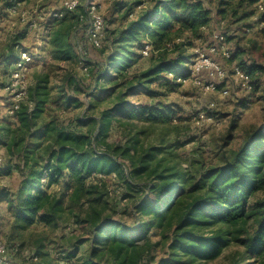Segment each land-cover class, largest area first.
<instances>
[{
    "label": "trees",
    "instance_id": "obj_1",
    "mask_svg": "<svg viewBox=\"0 0 264 264\" xmlns=\"http://www.w3.org/2000/svg\"><path fill=\"white\" fill-rule=\"evenodd\" d=\"M82 1L77 0L72 11L61 5L55 11L61 12V18L44 21L43 51L50 70L58 68L56 64L79 63L73 36L87 15L88 2ZM232 1L223 0L220 5L236 14L246 0H239L236 8L229 5ZM256 2L248 0V7ZM130 15L134 13L128 11L124 17ZM210 22V11L202 0H154L149 9L110 31L98 50L99 61L86 62L91 64L90 72L84 64L83 74L91 73L90 92L83 93L75 75L66 70L57 87L56 100L67 103L69 90L110 98V105L97 115L76 123L64 124L56 118L38 123L51 105V88L47 73L33 75L13 114L15 128L2 129L6 156L0 176L14 171L19 183L14 192L0 188V204L5 205L12 230L37 224L55 227L64 211L75 207L83 213L82 217L73 214L75 225L84 232L69 241L57 260L40 245L29 257L36 259L35 264H154L157 258L156 264H207L232 248L238 250L228 255L227 264H264V126L249 129L237 149L224 150L231 126L216 157L218 164L195 162L185 168L162 166L166 149L140 144L141 130L134 131V121L164 123L174 115L171 106L158 101L165 96L160 90L171 91L176 78L188 77L187 66L193 58L188 50L203 37ZM24 34L26 29L5 51L7 66L16 60ZM145 43L151 50L143 58L140 49ZM140 60L147 67L128 72ZM237 66L249 76L252 92L260 69ZM4 75L2 89L8 71ZM169 75L171 80L166 78ZM134 97L139 99L130 102ZM113 127L121 131L119 145L106 142ZM98 145L103 146L102 152H97ZM107 178L137 197L124 193L112 202ZM111 188L117 192L115 186ZM129 196L134 198L127 213L134 218L131 226L114 219L117 213H126L118 207Z\"/></svg>",
    "mask_w": 264,
    "mask_h": 264
},
{
    "label": "rangeland",
    "instance_id": "obj_2",
    "mask_svg": "<svg viewBox=\"0 0 264 264\" xmlns=\"http://www.w3.org/2000/svg\"><path fill=\"white\" fill-rule=\"evenodd\" d=\"M62 1L24 0L20 7L30 12L36 9L41 16L45 17L43 14L47 13V11H60L62 9ZM78 1L83 3L82 0ZM153 1L87 0V2L97 5V10L104 19V40H102L104 45L106 44L105 38L110 31L122 27L139 12L149 9ZM202 1L205 8L210 11L211 22L208 29L203 32V37L194 43L193 47L188 50V53L194 54L198 52L207 55V48L211 42L212 34L222 32L225 36V47L230 54V59L225 60L221 56H216L213 57V60L223 67L227 78L223 82L214 81L216 91L213 92H204L189 80L183 83L175 82L176 86L171 91L163 87L160 91L165 96L157 99L173 108L175 113L171 116V119L164 123L136 122L133 120L136 123L134 131H139V129L142 131L138 134L140 144L144 146H160L166 149L164 155H162L165 160L162 166L167 165L170 167L177 165L185 168L187 165L195 162L218 164L219 162L216 157L220 156L219 150L231 126H233L231 136L226 141L227 144L224 150L237 149L249 129L264 126V8L260 11L256 7L260 2V5H264V0H257L250 7H248V0H246L240 9L235 7L239 0H233L229 5L231 8H236L238 11L236 14H232V11H229L230 8H227V11L224 6L220 5V2L223 0ZM5 4L6 0H0V157L6 156L2 144L3 137L1 133H4L2 129L10 128L12 130L16 125L14 124L15 120L13 116H9L7 113L9 104L6 93L2 89L4 72L9 71L15 61H12L7 66L3 61V56L13 43L14 37L24 29H26V34L19 38L20 46L18 50L23 49L31 52L33 55L26 65V89L28 90L32 85L33 75L37 73L48 74V86L51 88V105L47 108L48 110L43 114L42 119L38 123L43 119L47 121L54 118L64 124L69 122L76 123L77 119L87 115H97L101 110L110 105V98L104 94L100 96V100L96 94L88 97L75 94L70 90L67 93V97L69 98L68 103L67 100H56L57 87L60 85L65 70L71 71L75 75L77 83L84 89L83 93L90 92L92 85L90 83L91 73L84 75L83 73L85 72L80 71L81 60L77 53V47L79 44L85 45L87 55H84L82 59H84L83 63L85 62L84 64L89 68V72L91 64L88 65L86 62H98L101 51L88 47L86 41V23L80 22L77 27L78 30L73 36L74 51L75 54L77 53L76 56L79 63L75 62L76 65L74 66L67 63L56 64L58 68L53 67L50 70L48 68L49 58L43 51L45 32L42 31V28H28L26 24L27 21L29 23L38 20V17L32 14V16L29 15L25 20L26 23H20L17 16L7 15ZM220 9H225L226 13L219 15L218 11ZM128 11L129 13H134V15L124 17ZM249 13L251 16L246 17L245 15ZM131 16L133 18H129ZM40 21L44 24L43 19H40ZM238 64H243L246 69L252 66L260 69V75L256 78L257 83L254 84L255 88L252 92L245 91L241 86L231 81V69L234 65ZM146 67L147 62L140 60L128 72H138ZM166 78L171 80L168 76ZM199 78L204 83L212 82V78L209 77L207 71L201 72ZM64 86H67V82L64 83ZM152 87L153 89L157 88L156 85ZM222 89L228 90V96L224 98L219 97L218 91ZM138 99L134 97L130 98L129 101L135 103ZM212 101L215 103V107L211 110L208 104ZM205 116L211 117L213 122H205ZM120 133L121 131L117 127L111 128L106 137V142L111 145H119L122 143ZM96 150L97 152H102L103 146L98 145ZM108 180L107 178V182ZM141 180L142 183L147 182L143 179ZM113 182L110 180L108 182L112 184L111 186H115L117 190L114 193L112 191L113 188L109 187L111 190L110 200L112 202L115 203L118 196L124 193L137 197L136 193L132 191V193L128 192L120 184V186H116ZM18 183L19 175L14 171L0 176V188L2 189L14 192ZM133 201L134 198H130L129 196L127 197V201L119 203L118 208L120 211L125 210L126 213H117L114 219L121 220L129 226L133 225L134 218L127 214L131 209ZM64 205H66V202ZM73 214L80 217L83 216V213H80L77 208L72 207L70 211L67 209L64 211L55 227H44L37 224L26 230H12L10 229V220L8 219L5 205L0 204V240L7 246L10 245L12 247L8 253L9 260L6 264H35V261H31L29 257L32 253H35L37 247L40 245H42L43 252L48 253L49 257L54 260L59 259L57 255L65 247L68 248L67 244L77 236V233L81 236L84 235L80 227L75 225ZM110 214L113 216L112 213ZM156 240L154 239V241ZM235 250L238 249L232 248L226 255L223 254L219 259L207 264H227L228 255ZM157 259L154 261V264L157 263Z\"/></svg>",
    "mask_w": 264,
    "mask_h": 264
},
{
    "label": "built area",
    "instance_id": "obj_3",
    "mask_svg": "<svg viewBox=\"0 0 264 264\" xmlns=\"http://www.w3.org/2000/svg\"><path fill=\"white\" fill-rule=\"evenodd\" d=\"M262 1V0H261ZM6 3L9 4L6 6V13L9 16H17L20 23H24L28 16L36 15L38 20L34 22L27 21L28 28H42L43 32H47L43 23L40 19H59L61 18V12H47L41 16L36 9L32 12L23 10L20 6L22 2L18 0H6ZM261 3V2H260ZM257 4L258 10H263L264 5ZM63 9L66 11H72L77 6V0H63L61 2ZM86 18L82 19L84 23L87 24L86 30V41L88 47L94 50H99L102 45L103 35H104V19L100 15L97 10V5L92 2H88L86 8ZM39 14V15H38ZM39 22V24H38ZM41 22V24H40ZM77 53L80 57V69L82 72H86V68H84L83 56L87 55L85 51V45L79 44L77 47ZM151 48L145 43L140 49V54L143 58L149 55ZM76 53V54H77ZM207 55H203L202 53L195 52L193 58L190 60L188 64L189 75L187 78H176V83H183L185 81H190L198 88L202 89L204 92H213L216 91V85L214 81L223 82L226 80V71L223 67L213 60V57L221 56L223 59H230V54L225 47V36L220 33H213L211 42L207 48ZM33 57L31 52L26 50H19L17 53V58L15 62L11 65V69L8 71V77L6 83L3 86V90L7 96V102L9 104L7 113L9 116H13V114L17 111L19 104L24 100L26 96V65ZM207 71L210 78H212V82L204 83L200 80L199 75L201 72ZM172 78L171 75L168 76ZM231 81L234 84L241 86L245 91H250V78L245 71L239 68L237 65H234L231 69ZM219 97L228 96V90L222 89L218 91ZM209 109H214L215 103L212 101L208 104ZM205 122H213L211 117H204ZM2 162V157H0V164ZM8 249L4 242L0 240V264L8 263ZM36 261V259H33Z\"/></svg>",
    "mask_w": 264,
    "mask_h": 264
},
{
    "label": "crops",
    "instance_id": "obj_4",
    "mask_svg": "<svg viewBox=\"0 0 264 264\" xmlns=\"http://www.w3.org/2000/svg\"><path fill=\"white\" fill-rule=\"evenodd\" d=\"M4 149V148H3Z\"/></svg>",
    "mask_w": 264,
    "mask_h": 264
}]
</instances>
